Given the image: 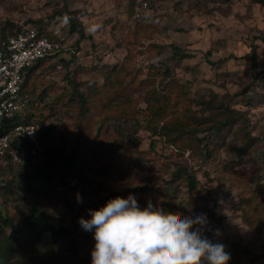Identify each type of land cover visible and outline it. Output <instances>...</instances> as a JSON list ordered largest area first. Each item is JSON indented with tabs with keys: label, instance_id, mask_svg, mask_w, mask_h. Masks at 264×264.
<instances>
[{
	"label": "rangeland",
	"instance_id": "1",
	"mask_svg": "<svg viewBox=\"0 0 264 264\" xmlns=\"http://www.w3.org/2000/svg\"><path fill=\"white\" fill-rule=\"evenodd\" d=\"M65 7L79 17L87 36L78 47L77 35L69 33L68 23L56 14ZM32 20H40L36 26L71 51L47 60L30 78L26 92L33 93L31 98L37 100L44 92L40 102L30 104L29 123L39 129L40 148L34 153L30 146L12 150L10 158L5 151L0 153L2 213L18 219L26 212L20 198H36L56 224L73 233L78 255L75 264H91L95 240L92 232L79 223L81 217L90 219L88 209H99L117 196H134L139 204L143 194L155 189L161 199L170 200L174 206L186 204L191 199L183 185L166 181L174 172V164L189 165L199 185L195 203L184 210V215L203 213L201 210L213 212L220 221L212 226L220 230V243L232 259L235 254L233 264H264V84L259 82L264 75L242 95L254 79L252 46L258 56L256 68L264 70V45L257 39L264 36V6L253 0H0V29L6 22L25 24ZM171 45L187 57L174 59ZM121 65L124 72L118 79L123 80V87L116 88L123 97L117 100L125 104L107 112L104 102L113 93L108 92L104 99L97 97L80 140L73 105L80 106L64 76L69 73L78 82L101 87L105 77ZM164 66L171 74L165 82L172 85L181 106L174 115L188 105L199 114V102L216 96L242 118L232 121L217 145H211L215 153L208 162L193 156L191 149L180 151L149 131L152 115L147 107L148 92L161 85L160 79L155 82V70H163ZM126 73L131 75V82ZM57 96H64L67 105L56 101ZM168 111L161 122L171 117ZM122 114L137 120L120 122L125 138L141 142L133 161L129 154L107 159L103 145L118 138L113 128L106 130L105 120ZM97 126L101 128L99 137L95 136ZM246 135L251 138L248 148L236 154ZM95 137L97 143L93 144ZM78 144L83 147L78 151V162L66 175L44 187L37 186L32 193L16 186L21 172L48 161L43 157V148L70 152L72 147L78 149ZM135 158L143 163L138 165ZM108 164H112L110 172L96 170ZM120 170L123 173L119 174ZM6 183L11 192L3 189ZM77 196L82 203H78ZM7 234L10 229L0 223V237ZM50 241L49 236L43 237L45 250ZM61 243L53 249L67 261L71 257L65 240Z\"/></svg>",
	"mask_w": 264,
	"mask_h": 264
},
{
	"label": "trees",
	"instance_id": "2",
	"mask_svg": "<svg viewBox=\"0 0 264 264\" xmlns=\"http://www.w3.org/2000/svg\"><path fill=\"white\" fill-rule=\"evenodd\" d=\"M257 4L264 6V0H253ZM56 14L61 15L64 21L68 23L69 33L77 35L76 47L79 43L87 39L84 32L83 24L79 17L74 15V12L65 7L62 11L56 12ZM24 24V22H22ZM30 23V24H29ZM41 23L40 20H32L24 25L34 28L39 35L46 36L50 40H55L52 34H47L36 24ZM20 22H6L5 25L0 29V39L2 41H7L10 37L14 36L20 31ZM264 45V36H259L257 38ZM172 50V57L178 61L186 58L187 56L181 54L179 49L175 46H170ZM251 60L253 63L254 79L252 82L248 83L246 87L242 90V95L250 91V89L256 85L259 81V76L264 75V70L258 71L256 68V61L258 59L255 46L251 47ZM56 56L50 57L46 60H41L33 64L30 68L26 69L23 74V81L20 90V96L27 99L29 106H27L21 117H16L12 120H0V138L10 131V128L17 124H29L32 118L30 104L32 102H40L43 97L42 92L37 100L31 98L30 94L27 93L26 89L30 78L36 74L38 68L44 64L47 60L55 58ZM60 67V66H59ZM65 67L68 68V64L65 63ZM124 72V65H121L118 69L111 72L110 75L105 77V84L98 87L93 84L78 82L74 77L66 73L64 79L67 81L72 89V92L77 95L79 108L77 104L73 105V111L75 109L76 122L79 126L80 136L82 139V134L85 130V122L88 119L87 116L90 114L92 106L95 103V99L100 97L104 99L108 92L113 93V97L104 102L105 110L110 112L114 109L121 108L125 102H119L117 99H122L121 91L116 88H122L123 80L118 79ZM128 82H131L130 74L126 73ZM170 68L164 66L163 70H155V82L160 79V86L156 85L149 92V97L147 100V107L152 115V120L150 119L149 131L152 135L162 138V140L171 146L176 147L178 150H184L185 148L191 149L193 156L199 158L202 162H208L214 155V148L225 134L227 129L231 126L232 121H241L240 116H236L235 110L228 107L227 102L223 98H218L212 96L206 100L199 102L202 105L201 112L199 114L195 113L191 107L185 106L179 114L174 115L181 106L179 105L178 99L172 92V85L165 82L166 78H170ZM165 82L164 84H162ZM259 82L264 84V78H261ZM81 87V89H80ZM64 96H57L56 101H62L63 105H67V101L63 100ZM71 99V98H70ZM72 100V99H71ZM123 101V100H122ZM173 109V111H170ZM169 110L166 114H170L171 117L168 120H163L164 112ZM207 116H203L206 114ZM165 114V115H166ZM125 121H137L134 116L127 118L125 114L120 115L118 118L112 120H105L108 124L105 125L106 130L111 127L113 131H116L118 138L113 139L109 144L107 142L103 143L106 146V152L108 153L107 159H111L115 155H125L129 154L130 160L133 161L134 152L137 151L140 140L136 138H125V130L120 127V122ZM111 121L112 124H111ZM136 130V125L132 124ZM247 126V124H246ZM78 130V131H79ZM101 128L97 126L95 136L99 137ZM205 133V134H204ZM99 134V135H98ZM199 134H204V136L199 137ZM95 137V142L97 140ZM245 142H243L238 148L235 149L236 154H241L245 151L251 138L246 135ZM156 143V141H155ZM29 145L22 144L18 138H10L9 147L5 150L7 158H10L9 153L14 149H21L22 147H27ZM80 147V148H79ZM82 144H78L77 147H72L70 152H64V150H51L48 148H43V157L48 161L42 162L40 165L34 167L32 170L24 171L20 173L19 182L16 184L18 188H23L24 192H35L36 187H44L56 178H61L66 175L76 164L78 159V151L83 149ZM101 159V158H99ZM138 165L142 164L143 161L139 158H135ZM54 160L55 163L51 164L50 161ZM112 169V164L107 166H102L97 168V171L109 172ZM174 172L170 180H167V184H173L175 182L181 183L186 189V195L188 199H191L188 203H180L178 206H174L170 200L160 198V192L158 189L150 192L149 194H143L140 198L139 205L141 208L147 206L148 202L154 206L161 207L165 211L173 212L184 215V210L192 205L194 202V194L197 191L199 185V180L196 176L195 170L192 166L183 164H174ZM119 174L123 173L121 170L118 171ZM12 182V181H11ZM4 190L11 192V188L8 183L5 184ZM143 189H140V192ZM20 197V196H19ZM25 202L26 212L23 216L18 219L11 218L6 214H3L0 210V223L5 228L10 229V234L3 235L0 237V264H75L78 257L77 250L73 242V233L59 225L56 224L47 214L45 208L36 198H20ZM253 210V209H252ZM207 215L209 221L210 231L206 232L209 239L213 242H221L220 236L216 237L213 235L215 228H213V222H219V218H215L214 213L210 211H202ZM264 217V210H262ZM264 219V218H263ZM250 222V221H248ZM264 224V220H263ZM264 228V226H263ZM44 236H49L51 238V243L49 244V249H44V244L42 239ZM65 240L66 248L70 254V259L65 260L62 255H58L54 251V247L62 244V240ZM233 261L236 263V258L233 255ZM70 261V262H68Z\"/></svg>",
	"mask_w": 264,
	"mask_h": 264
},
{
	"label": "clouds",
	"instance_id": "3",
	"mask_svg": "<svg viewBox=\"0 0 264 264\" xmlns=\"http://www.w3.org/2000/svg\"><path fill=\"white\" fill-rule=\"evenodd\" d=\"M88 213L90 219L81 217L79 223L95 240L91 264H228L231 259L223 243L206 235L211 229L204 213L182 216L151 201L141 208L131 195ZM213 235L220 236V230Z\"/></svg>",
	"mask_w": 264,
	"mask_h": 264
},
{
	"label": "built area",
	"instance_id": "4",
	"mask_svg": "<svg viewBox=\"0 0 264 264\" xmlns=\"http://www.w3.org/2000/svg\"><path fill=\"white\" fill-rule=\"evenodd\" d=\"M19 25L21 29L14 36L7 41L0 39V120L21 117L28 106L27 99L20 96L26 69L38 61L71 51L60 42L39 35L34 28L22 22ZM11 137L29 145L33 153L40 148L39 129L33 124H17L11 127L10 131L0 138V153L9 147ZM228 264H233L232 257Z\"/></svg>",
	"mask_w": 264,
	"mask_h": 264
}]
</instances>
